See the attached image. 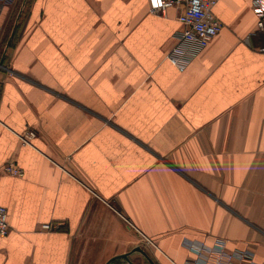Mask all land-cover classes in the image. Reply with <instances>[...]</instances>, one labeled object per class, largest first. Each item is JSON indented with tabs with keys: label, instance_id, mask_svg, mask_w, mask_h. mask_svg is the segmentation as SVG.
Instances as JSON below:
<instances>
[{
	"label": "crops",
	"instance_id": "1",
	"mask_svg": "<svg viewBox=\"0 0 264 264\" xmlns=\"http://www.w3.org/2000/svg\"><path fill=\"white\" fill-rule=\"evenodd\" d=\"M178 12L0 0V264H187L216 239L264 264V31L219 0L179 71Z\"/></svg>",
	"mask_w": 264,
	"mask_h": 264
},
{
	"label": "built area",
	"instance_id": "2",
	"mask_svg": "<svg viewBox=\"0 0 264 264\" xmlns=\"http://www.w3.org/2000/svg\"><path fill=\"white\" fill-rule=\"evenodd\" d=\"M218 1L147 0L149 10L154 13H163L169 7L179 10L177 20L182 27L175 36V44L168 52L170 62L179 71L184 70L191 59L221 30L222 23L213 13ZM251 9L257 18L256 29L264 31V0H251ZM1 32L0 26V34ZM34 134L35 132L29 129L20 137L23 142H28ZM1 169L17 176L22 174L21 170L12 163L4 164ZM8 231L7 212L0 204V235H6ZM186 246L194 253L187 264H230L234 259L243 260L250 256L247 252L229 251L223 239H216L212 245L189 241Z\"/></svg>",
	"mask_w": 264,
	"mask_h": 264
},
{
	"label": "water",
	"instance_id": "3",
	"mask_svg": "<svg viewBox=\"0 0 264 264\" xmlns=\"http://www.w3.org/2000/svg\"><path fill=\"white\" fill-rule=\"evenodd\" d=\"M134 249L143 252L142 249H141L139 246H138V247H135ZM143 254L145 255L144 252H143ZM122 257L127 258V254H123ZM148 261H149L150 264H154V263L152 262V260L149 259V258H148Z\"/></svg>",
	"mask_w": 264,
	"mask_h": 264
}]
</instances>
